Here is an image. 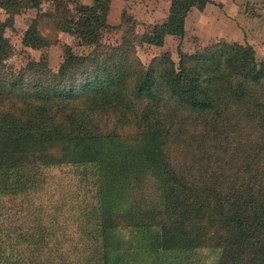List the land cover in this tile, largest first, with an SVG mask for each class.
Instances as JSON below:
<instances>
[{
	"label": "trees",
	"instance_id": "16d2710c",
	"mask_svg": "<svg viewBox=\"0 0 264 264\" xmlns=\"http://www.w3.org/2000/svg\"><path fill=\"white\" fill-rule=\"evenodd\" d=\"M205 2L169 0L136 41L180 37L186 12ZM108 3L0 0V142L66 140L65 163L93 186L68 208L71 229L52 212L45 220L47 207H15L60 163L0 164V264H110L108 229L149 227L158 264H264V58L246 42L217 38L176 46V61L163 50L144 64L132 42L101 40ZM27 7L35 13L20 42L39 55L12 69L4 30ZM60 31L83 50L61 43L51 68L46 49ZM141 163L156 174L148 206L102 205L100 179Z\"/></svg>",
	"mask_w": 264,
	"mask_h": 264
},
{
	"label": "rangeland",
	"instance_id": "374dc122",
	"mask_svg": "<svg viewBox=\"0 0 264 264\" xmlns=\"http://www.w3.org/2000/svg\"><path fill=\"white\" fill-rule=\"evenodd\" d=\"M238 4L242 10L250 15H259L264 13V0H238ZM236 1V2H238ZM169 0H121V7L118 11L112 10V22H108L109 26L102 31L101 40L108 43H118L121 40L132 42L138 58L146 64L149 58L163 50L169 52L171 58L176 61V44L171 39L164 40L160 46H151L147 43H138L136 37L143 31L145 24L154 22L158 19L168 5ZM193 8H196L193 6ZM125 12L121 20L120 12ZM157 11V15L151 16V21L144 20L145 14ZM151 14V13H150ZM127 17V19H126ZM147 18V17H146ZM22 22V21H21ZM20 23V21H18ZM19 28V27H18ZM17 28V29H18ZM15 28L6 27L4 30L10 45L11 52L4 59L3 63L6 67L17 69L24 65L27 58H35L38 54L37 50H27L19 45ZM173 38V37H170ZM175 38V37H174ZM187 42L193 46L187 50L188 45L178 43V47L185 51H190L193 47L202 46L191 37H187ZM220 39V38H218ZM65 41L71 44L76 52L83 50V47L73 43L72 38ZM186 41V38L184 39ZM64 42L63 40H61ZM212 41V40H211ZM210 42V41H209ZM197 43V44H196ZM61 44V43H60ZM184 46V47H183ZM61 49V47H60ZM39 55V54H38ZM257 59L264 58V47L254 50ZM27 57V58H26ZM55 58L51 54V59ZM56 59V58H55ZM55 61V60H52ZM50 66V65H49ZM55 68V66H50ZM68 146L66 140H42L25 143L0 142V164H17V163H60L55 166L44 168L45 181L42 184L41 191L35 193L28 203H17L15 206L18 210H24V206L47 207L44 211L45 220L47 213L52 212L54 217L58 216L59 222L65 220L68 228L71 226L73 218L72 211L68 210L71 206L83 204L84 199L90 198L93 193L92 178L85 177L79 169L66 162ZM129 156V155H127ZM134 157V156H133ZM135 158V157H134ZM137 158H142L138 156ZM146 163L149 164L148 160ZM156 174L150 171V167H144L141 163L136 169L130 171L127 175L120 176H104L100 179V193L102 202L108 203L109 207H122L123 203H119L123 198L127 199L129 205L139 204L142 207L148 206L152 198L156 194L155 179ZM116 192V193H115ZM17 200H24L23 197ZM55 205L62 206V212L53 210ZM59 213V214H58ZM20 214V213H19ZM63 215V216H62ZM68 217V218H67ZM72 229V227H70ZM155 230L152 228L132 229V228H115L108 229L106 233V251L109 254L110 264H158V253L152 250L150 241L153 240Z\"/></svg>",
	"mask_w": 264,
	"mask_h": 264
},
{
	"label": "crops",
	"instance_id": "0c3cea01",
	"mask_svg": "<svg viewBox=\"0 0 264 264\" xmlns=\"http://www.w3.org/2000/svg\"><path fill=\"white\" fill-rule=\"evenodd\" d=\"M79 1L82 3H90V0ZM236 1L238 0H206L201 9L193 8V6L190 7L184 16L182 35L180 37L176 35H165L163 41L171 39L172 41H175L177 46H179L178 43L183 44L184 46L186 44L188 45L186 47L187 50L191 49L193 46V44L190 45L187 42V40H190L187 39V37L191 36L192 40H196L198 44L200 43V45H204L217 38H223L228 41H238L241 43L246 42L250 44L254 50L264 47V13L259 15H250L243 11L242 7L238 5L240 2ZM121 4V0H109L106 15L107 22H112V10L114 8V12L115 10L118 11ZM167 7L168 5L166 3L165 9L161 14H158V19L156 21L161 20L165 16ZM34 13L35 9L32 7L23 8L19 12L14 13L13 27L16 29L15 32H17L16 35L18 37L17 41L19 45L27 50H37L39 54L38 49L25 47L20 42L21 33ZM144 14L147 17H144V20L151 21L149 18L157 15V11H151ZM3 17L4 12L0 8V20ZM18 21H20V23H18ZM69 37L70 36L67 33L60 31L57 34L58 40L47 47L48 64L50 66L53 67L57 65L61 56L60 43H63L61 40L64 42L68 41L67 39ZM185 38L186 41L184 40ZM147 44L161 47V45ZM38 54L34 59L38 57ZM51 54H54L56 59H51Z\"/></svg>",
	"mask_w": 264,
	"mask_h": 264
}]
</instances>
